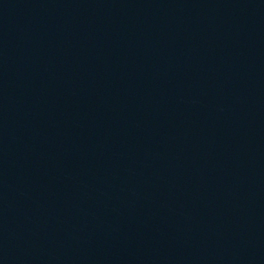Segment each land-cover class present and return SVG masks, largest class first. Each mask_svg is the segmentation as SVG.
<instances>
[{
  "label": "water",
  "instance_id": "obj_1",
  "mask_svg": "<svg viewBox=\"0 0 264 264\" xmlns=\"http://www.w3.org/2000/svg\"><path fill=\"white\" fill-rule=\"evenodd\" d=\"M0 264H264V0H0Z\"/></svg>",
  "mask_w": 264,
  "mask_h": 264
}]
</instances>
